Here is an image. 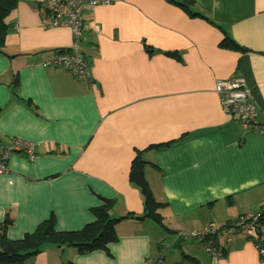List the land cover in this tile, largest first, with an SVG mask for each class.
I'll list each match as a JSON object with an SVG mask.
<instances>
[{"label":"crops","instance_id":"obj_1","mask_svg":"<svg viewBox=\"0 0 264 264\" xmlns=\"http://www.w3.org/2000/svg\"><path fill=\"white\" fill-rule=\"evenodd\" d=\"M44 1H18L0 56V144L30 141L35 154L12 155L0 175L7 238L21 239L51 215L55 231H79L94 220L97 196L114 200L113 218L141 216L129 182L136 157L164 206L161 224L120 221L107 252L45 246L18 264H189L183 255L195 264H264L243 235L221 257L178 237L245 213L264 224V133L243 131L213 90L216 80L242 77L264 127V0H192L203 18L166 0L85 10L76 45L88 77L39 66L74 43L69 29L42 26ZM15 78L28 105L11 95Z\"/></svg>","mask_w":264,"mask_h":264},{"label":"built area","instance_id":"obj_2","mask_svg":"<svg viewBox=\"0 0 264 264\" xmlns=\"http://www.w3.org/2000/svg\"><path fill=\"white\" fill-rule=\"evenodd\" d=\"M109 4V0H45L42 6L46 20L42 22V26L44 28L69 29L74 43L68 51H56L51 57L44 59L39 66L42 68H60L73 77H88V64L77 50L76 45V40L82 31L83 12L85 10L92 11L97 6ZM213 90L219 97L223 111L235 117L243 131L264 133V127L257 123L256 108L242 77L235 76L228 80H216ZM15 154L33 161L35 158L33 143L19 138H10L8 143L0 144V175L9 173L8 161ZM262 212L264 214V204ZM263 229L262 215L245 213L231 222L221 225L211 222L199 231L182 233L178 237L180 240L196 241L205 252L221 257L224 254L225 246L237 236L243 235L252 240L254 248L262 257L264 256ZM152 264H162V262L158 260Z\"/></svg>","mask_w":264,"mask_h":264},{"label":"trees","instance_id":"obj_3","mask_svg":"<svg viewBox=\"0 0 264 264\" xmlns=\"http://www.w3.org/2000/svg\"><path fill=\"white\" fill-rule=\"evenodd\" d=\"M19 0H0V56L4 52V38L9 30L6 23L7 16L15 9ZM182 9L190 17H202L198 11L193 8L192 0H166ZM69 50V49H61ZM83 56V55H82ZM84 57V56H83ZM89 72V69H88ZM11 95L15 100L25 101L18 95V79L15 78ZM143 162L138 158H134L129 171V182L136 186L142 198L143 213L141 216L127 214L124 217L113 218L110 211L114 205V200L97 196L100 204L91 208L90 213L93 221L85 225L79 231L57 232L55 231V219L51 215L46 221L38 224L35 230L30 234H24L19 240H9L6 236L7 229L12 224L8 217H4L0 223V264H18L25 262L27 259L37 255L45 246L60 249L63 247L73 248L78 254L102 250L107 252V246L114 243L117 239L116 225L125 218H135L142 220L148 218L157 224H161V216L159 215L160 207L164 203L155 201L152 192L144 179L142 173ZM264 247V240L262 242ZM189 264H195L196 261L188 257L182 256Z\"/></svg>","mask_w":264,"mask_h":264},{"label":"rangeland","instance_id":"obj_4","mask_svg":"<svg viewBox=\"0 0 264 264\" xmlns=\"http://www.w3.org/2000/svg\"><path fill=\"white\" fill-rule=\"evenodd\" d=\"M161 213V212H160ZM149 222H151L150 224H152V226H154L155 228H157L158 227V225H156L155 223H153L152 221H149ZM166 240V239H165ZM164 241V240H163ZM184 242V241H187V240H181L180 242ZM165 242V241H164ZM163 242V243H164ZM187 243H189V244H192V243H196V241H193V240H191V241H187ZM187 243H185V244H182L183 245V248L185 247V245L187 244ZM165 244V243H164ZM198 244V243H197ZM181 245V244H180ZM178 249H179V246H177L176 247V250L178 251ZM170 251L169 252H175L176 250L175 249H173L172 247H170V249H169ZM176 251V252H177ZM164 252H166V250H165V248H163V250H162V253H164ZM168 252V251H167ZM167 252H166V254H167Z\"/></svg>","mask_w":264,"mask_h":264}]
</instances>
